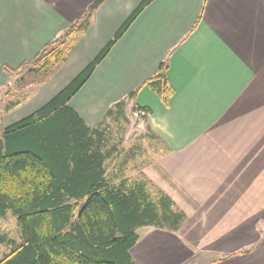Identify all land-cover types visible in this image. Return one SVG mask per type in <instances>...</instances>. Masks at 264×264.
I'll return each mask as SVG.
<instances>
[{
  "label": "crops",
  "instance_id": "1",
  "mask_svg": "<svg viewBox=\"0 0 264 264\" xmlns=\"http://www.w3.org/2000/svg\"><path fill=\"white\" fill-rule=\"evenodd\" d=\"M93 1L0 0V86L4 67L32 59L89 11L50 90L2 117V128L68 85L143 2ZM161 63L168 104L147 86L128 100ZM121 100L149 110L165 152L143 165L142 179L184 215L174 231L139 228L134 263L264 264V0H152L67 105L96 128Z\"/></svg>",
  "mask_w": 264,
  "mask_h": 264
},
{
  "label": "trees",
  "instance_id": "2",
  "mask_svg": "<svg viewBox=\"0 0 264 264\" xmlns=\"http://www.w3.org/2000/svg\"><path fill=\"white\" fill-rule=\"evenodd\" d=\"M151 1L143 0L95 59L45 105L8 127L0 124V218L12 213L20 230V241L0 234V246L8 249L0 264H135L130 249L139 228L174 231L182 223L183 213L161 191L152 196L145 180L115 181L108 175L116 148L109 145L106 122H119L126 101L115 103L96 128L67 105ZM88 12L32 59L14 70L3 68L11 77L5 112L21 105L30 94L25 89L43 85L66 61L75 35L88 27ZM142 86L167 105L172 90L165 63L127 99L134 100ZM132 109L144 113L143 119L150 114L136 104Z\"/></svg>",
  "mask_w": 264,
  "mask_h": 264
},
{
  "label": "rangeland",
  "instance_id": "3",
  "mask_svg": "<svg viewBox=\"0 0 264 264\" xmlns=\"http://www.w3.org/2000/svg\"><path fill=\"white\" fill-rule=\"evenodd\" d=\"M62 66L63 64L58 69H55L54 74H56ZM52 78L53 77H49L43 85L39 86L40 88L31 86L25 89L30 92L28 98L17 108L15 107L9 111L10 114H13L12 116L17 115L18 112L21 114V112L25 110L26 102L29 101L30 98L39 95L45 87L47 89L45 88L46 91L43 94H45L47 90H50L48 84ZM10 80L11 77L9 78V81ZM6 85L3 84L0 86V121L2 117L9 113L5 112L4 109L6 106V101L4 99ZM17 95L15 94V96ZM23 106L24 108H22ZM122 114V117L118 119V123L106 122L109 126V145L115 146L116 148L112 153V160L107 163V172L108 175L112 174L115 181L121 178H129L130 180L142 179L141 170L143 165L165 152V150H162L163 147H160L162 140L151 128L147 121V116L143 119V115L134 113L132 105L129 102L126 103L122 109ZM120 115L121 114H119L118 117ZM148 186V189L153 194L152 196H154V194H156L153 193L155 189L151 184ZM0 234H5L15 241H19L20 230L17 226L16 218L12 213L8 212L4 218H0ZM3 248L5 249V251L3 250L4 252H8L6 247Z\"/></svg>",
  "mask_w": 264,
  "mask_h": 264
},
{
  "label": "water",
  "instance_id": "4",
  "mask_svg": "<svg viewBox=\"0 0 264 264\" xmlns=\"http://www.w3.org/2000/svg\"><path fill=\"white\" fill-rule=\"evenodd\" d=\"M102 0H94L92 5L90 6V8H95L97 7V5L99 4V2H101Z\"/></svg>",
  "mask_w": 264,
  "mask_h": 264
},
{
  "label": "built area",
  "instance_id": "5",
  "mask_svg": "<svg viewBox=\"0 0 264 264\" xmlns=\"http://www.w3.org/2000/svg\"><path fill=\"white\" fill-rule=\"evenodd\" d=\"M141 115H144V113H141Z\"/></svg>",
  "mask_w": 264,
  "mask_h": 264
}]
</instances>
